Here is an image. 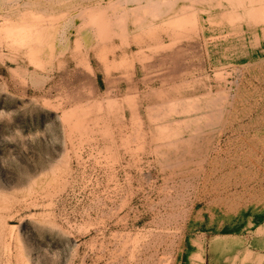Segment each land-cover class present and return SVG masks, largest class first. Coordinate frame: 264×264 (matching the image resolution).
<instances>
[{
    "label": "rangeland",
    "instance_id": "374dc122",
    "mask_svg": "<svg viewBox=\"0 0 264 264\" xmlns=\"http://www.w3.org/2000/svg\"><path fill=\"white\" fill-rule=\"evenodd\" d=\"M0 264H264V0H0Z\"/></svg>",
    "mask_w": 264,
    "mask_h": 264
}]
</instances>
